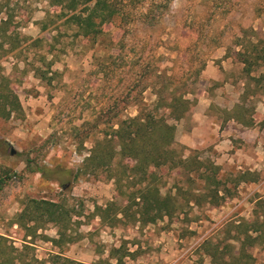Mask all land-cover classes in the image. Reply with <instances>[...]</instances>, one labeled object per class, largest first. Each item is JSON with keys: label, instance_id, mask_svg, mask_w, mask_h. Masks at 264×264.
Instances as JSON below:
<instances>
[{"label": "rangeland", "instance_id": "obj_1", "mask_svg": "<svg viewBox=\"0 0 264 264\" xmlns=\"http://www.w3.org/2000/svg\"><path fill=\"white\" fill-rule=\"evenodd\" d=\"M163 2L141 0L135 8L136 13L149 10V24L130 18L111 28L110 36L125 45L121 49L95 45L70 32H42L41 22L55 10L50 0H0V35L6 33L16 45L14 52L7 42L0 46V78L11 81L23 111L0 118V173L8 169L14 175L2 177L0 234L21 248L23 231L12 219L30 199L61 203L78 215L72 218L74 243L54 246L50 239L57 238V229L52 224L26 239L36 264H53L56 253L81 264H116L110 252L119 248L118 257L133 253L120 264H213L219 259L213 255L239 249L234 224L255 210L264 214L263 122L247 128L229 120L235 105L243 103L250 117L264 121V89L251 83L253 92L244 95L246 77L238 54L242 32L251 35L254 30L264 38V0H172L167 10ZM24 37L41 40L24 44ZM110 55L124 60L112 65ZM138 64L148 65L147 83L160 86L157 76L166 74L175 77L176 86L191 87L188 97L195 104L176 123L175 141L184 155L197 150L201 159L212 160L228 186L243 171L254 172L256 182L239 184L234 197L219 207H184L146 225L120 214L116 221L109 212L102 222L98 208L111 202L122 208L126 200L108 172L78 171L101 135V126L86 123L126 92ZM259 73L264 74V67L253 75ZM134 95L121 104L122 117L136 114L130 103ZM139 96L146 103L156 99L150 88ZM74 127L81 129L76 132ZM38 168L43 176L36 173ZM173 177H163L161 195L172 193ZM250 254L253 264H264L263 247H254Z\"/></svg>", "mask_w": 264, "mask_h": 264}, {"label": "trees", "instance_id": "obj_2", "mask_svg": "<svg viewBox=\"0 0 264 264\" xmlns=\"http://www.w3.org/2000/svg\"><path fill=\"white\" fill-rule=\"evenodd\" d=\"M140 1L50 0L55 10L47 13L41 22V30L56 34L62 31L70 32L72 37L87 39L95 45L107 43L106 47L118 46L123 49L125 45L122 39L110 36L111 28L115 27L116 23L122 26L129 23L130 18L132 21L149 24V10L145 13L138 10L135 12ZM171 1L164 0L162 8L167 10ZM250 32L251 35L247 31L242 32L238 39V46L241 48L238 53L239 60L246 77V97L249 91L253 92L251 83L255 88L260 86L264 89V74L253 75L264 67V45L261 46L264 44V38L258 37L254 30ZM0 38V46L7 42L10 52H14V40L6 33H2ZM40 40L24 37V44L38 43ZM123 58L110 55L108 60L113 65L116 60L123 62ZM138 68L139 71L137 70L132 82L125 88L126 92L122 91L115 104L103 108L92 123H86L93 128L101 126V135L94 141L89 155L84 158L78 171L83 175H95L99 171L108 172L116 190L126 200V205L122 208L113 202L105 209L98 208V216L102 222L106 221L105 214L109 212L115 214L116 221L121 220L115 219L120 214L124 218L130 217L132 222L146 225L165 216L171 217L177 211H184V207H219L234 197L239 184L256 182L253 178L254 172L243 171L236 178L235 184L228 186L221 175V167L212 160L201 159L197 150L184 155L185 149L179 147L175 141L176 123L181 121L195 104V101L188 97L193 92L191 87L188 88L185 84L176 86L175 77L166 74L163 77L157 76V79H161L160 86H157L158 82L147 83L151 74L148 65L138 64ZM149 88L156 98L155 101L146 103L144 99H138L139 95ZM131 92L135 94L134 101L130 103L137 108L136 114L122 117L125 107L121 104L128 102ZM261 92L264 94V90ZM22 113L20 100L11 86V81L7 77H1L0 118L7 120L14 114L20 116ZM229 120L247 128L263 122L264 128V121L250 117L243 103L235 105ZM78 128L74 127V130L80 131L81 128ZM116 159L119 161H115ZM36 173L44 175L41 168H38ZM167 174L175 175L172 187L174 193L172 191L170 195L163 196L160 189L162 179ZM11 176L14 175L8 169L0 173V188L4 182L2 177L9 179ZM177 195H180V200ZM23 206L12 219V225L23 231V245L19 249L7 235L0 234V264H36L37 261L29 257L30 242L26 239L35 236L46 224H52L57 229V238L50 239L54 246L69 245L77 240L71 229L76 223L72 218L78 215H73L65 205L30 199ZM132 208L135 209L130 213ZM233 226L236 233L234 240L240 242L239 249L234 253L229 251L221 256L213 255L219 258L212 260L213 264H253L255 259L250 250L256 246L264 248V214L255 210L249 219L241 220ZM120 251L119 248L110 252V258L115 259L116 264H120L122 258L133 256V253L125 251L118 257ZM52 259L53 264H81L62 257L59 253L54 254ZM59 260L63 262H58Z\"/></svg>", "mask_w": 264, "mask_h": 264}, {"label": "water", "instance_id": "obj_3", "mask_svg": "<svg viewBox=\"0 0 264 264\" xmlns=\"http://www.w3.org/2000/svg\"><path fill=\"white\" fill-rule=\"evenodd\" d=\"M15 154V151L11 150V155H14Z\"/></svg>", "mask_w": 264, "mask_h": 264}, {"label": "crops", "instance_id": "obj_4", "mask_svg": "<svg viewBox=\"0 0 264 264\" xmlns=\"http://www.w3.org/2000/svg\"><path fill=\"white\" fill-rule=\"evenodd\" d=\"M216 147H219V146H216Z\"/></svg>", "mask_w": 264, "mask_h": 264}]
</instances>
